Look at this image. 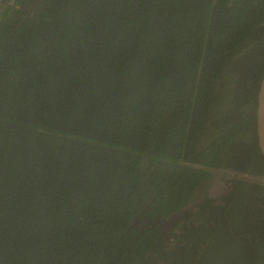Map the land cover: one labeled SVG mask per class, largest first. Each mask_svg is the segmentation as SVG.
<instances>
[{
  "label": "trees",
  "instance_id": "obj_1",
  "mask_svg": "<svg viewBox=\"0 0 264 264\" xmlns=\"http://www.w3.org/2000/svg\"><path fill=\"white\" fill-rule=\"evenodd\" d=\"M263 78L264 0H0V264L175 255L133 224L183 209L233 142L259 154ZM247 211L172 264H264Z\"/></svg>",
  "mask_w": 264,
  "mask_h": 264
},
{
  "label": "flooded vegetation",
  "instance_id": "obj_2",
  "mask_svg": "<svg viewBox=\"0 0 264 264\" xmlns=\"http://www.w3.org/2000/svg\"><path fill=\"white\" fill-rule=\"evenodd\" d=\"M258 138V136H257ZM249 143H237L239 146H228L227 150L230 154L223 155L219 158V166L211 167L208 177H206L201 185H199L191 199L186 200V205L174 213L171 217L163 220L161 217L155 220L146 219V224L139 226L142 222L136 219L133 224L137 230L144 231L156 225H159L164 232L163 244L167 247L171 246L175 255H171L162 260H157L156 264H172L175 257L179 254V247L188 246V241L183 239L187 236H203L204 229L213 227L216 230H222L221 222L230 221L233 213L239 210L243 214V210L253 215L252 218L260 220L255 229L264 233V228L260 227L261 221H264V155L262 154L259 139L257 141L258 153H252L251 149L244 151L240 156V152H233L240 146L251 145ZM246 145V146H247ZM250 213V214H251ZM233 232V230L231 229ZM260 235V236H261ZM257 239L254 238L249 243L253 247H246L244 243L239 244L248 251H253L256 247ZM202 240L192 241L190 247L194 250V255L198 257L201 249L206 246L202 244ZM170 251V250H168ZM171 254V252H169ZM200 260H203V257ZM191 257L188 256L189 259ZM187 259V261H188ZM212 257L204 259L203 263L207 264ZM183 263V262H182ZM187 264H192L189 262Z\"/></svg>",
  "mask_w": 264,
  "mask_h": 264
},
{
  "label": "water",
  "instance_id": "obj_3",
  "mask_svg": "<svg viewBox=\"0 0 264 264\" xmlns=\"http://www.w3.org/2000/svg\"><path fill=\"white\" fill-rule=\"evenodd\" d=\"M257 133L259 139V145L264 155V78L260 84L258 95V109H257Z\"/></svg>",
  "mask_w": 264,
  "mask_h": 264
}]
</instances>
